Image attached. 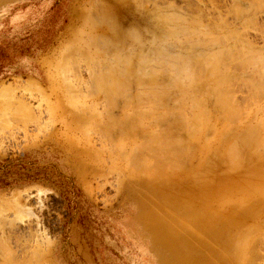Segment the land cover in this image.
Segmentation results:
<instances>
[{"label":"rangeland","instance_id":"rangeland-1","mask_svg":"<svg viewBox=\"0 0 264 264\" xmlns=\"http://www.w3.org/2000/svg\"><path fill=\"white\" fill-rule=\"evenodd\" d=\"M156 10L182 17L174 26L177 30H184L176 31L174 36L177 37L165 36L156 43L160 45L158 47H163L164 50L160 49L166 52L165 58L168 59L167 53H170L172 61L165 59V62L161 60L162 63H159L162 51L157 54L158 57L154 54L151 38L146 34L149 31L157 35L159 31L163 32L162 27L151 17ZM187 25L194 33L191 28L190 31L185 30ZM263 28L264 0H0V264H264ZM138 32L143 38L140 39L143 42L139 41L142 42L140 46L129 38L125 47L121 46L125 49H120L118 55L125 54L127 57L132 51L130 59L142 66L141 70L139 68L140 73L142 69L144 75H150L151 70L153 73H164L169 67H181L183 65L179 64H183V60L180 59L184 55L196 53L201 58H197L196 63L193 61L194 66L191 67L194 69L192 74L198 75L192 77L191 74L190 77L194 81L195 78H207L206 64L217 61L219 72H215L220 78L217 84H223L225 89L223 92L221 85H217L222 92L220 96H224V99L219 97L220 101L230 99H227L229 103L225 101L229 105L223 103L221 106L214 93L207 92L213 96L202 95L204 91H210V88L205 89L206 79H196V83L193 82L196 85H189L191 81L187 82L185 76L181 77L183 80L180 82L188 84L182 83L188 88L182 87L187 92L181 90L180 82L177 88L169 90L167 87V92L163 77L156 83L158 87L155 83L151 85L146 76L140 83L137 81L140 77L136 78L130 84L131 89L127 87L130 92L123 85L129 99L132 95L133 99H138V92L148 96V92L157 91L160 95L165 88V94L169 93L173 100L177 101L182 96L180 100L184 104L178 101L179 105H185L183 110H189L184 113L190 123L188 129H192L189 132L193 136L191 156L185 163L186 167L178 170L180 172H168V179L161 181V187L167 188V192L165 189L163 191L168 200L177 199L181 192L186 191L187 201L183 207L189 213L184 218V230L179 227L183 222H177L179 217H174V214H171L173 217L167 214L162 222L164 226L143 218L147 206L155 208L158 205L155 187L151 184L153 175L133 174L125 162L110 159L107 151L112 146H109L106 134L103 138L100 132L105 123L103 112L106 105V102L102 104L104 101L101 99L110 98L111 88L114 90L108 79L106 82L112 87L108 85L106 88L109 91H104L107 83L104 81L106 84L102 86L101 73L107 74L106 64L117 55L114 49V53L110 48L105 49L108 44L105 42L110 41V35L117 39V36L125 38ZM187 49H192L191 53ZM137 50L140 53L144 51L145 54L141 55L147 54L146 58L151 63L145 60L144 63L140 61L141 64L135 62L139 56L136 55L139 53ZM154 55L160 58L159 61L155 57L153 59ZM221 58L226 59L223 61ZM175 59L180 63H176ZM142 64L147 65L145 69ZM221 78L228 81L222 83ZM159 86L163 88L159 89ZM194 86L195 91L191 89ZM119 88L122 91V85H119L117 92ZM122 92L117 96L123 97L125 93L121 95ZM199 94L202 95L200 99ZM112 96L115 98L114 94ZM195 97V100L201 101L200 108H196L199 103L192 101ZM94 99L100 100L99 105L90 103ZM88 106L90 109L94 107L90 110L86 108ZM133 107L139 109L135 104ZM169 107L176 108L173 104ZM229 109L232 114L227 112ZM75 111H79V115ZM199 111L202 114H197ZM90 112L92 114L89 115ZM69 115L73 119L68 118ZM198 116H201V120L194 118ZM193 118L199 119L196 120L199 123L205 121V124L192 123ZM212 126L211 133L203 131V128ZM234 139L238 140L235 142ZM86 146L100 153L97 158L101 161V169L96 176L83 173L77 166L76 153L71 151L75 147ZM234 147L239 150V155L233 157L231 154L237 152ZM229 149H233V152L225 154L230 152ZM130 151L131 147L127 149V152ZM236 162L239 164L234 165ZM176 213L181 216L180 211ZM163 231L169 235L190 236L192 243L187 250L188 255L185 256L183 250L179 253L172 251L177 246L174 242L165 244L158 241L156 237Z\"/></svg>","mask_w":264,"mask_h":264},{"label":"bare ground","instance_id":"bare-ground-1","mask_svg":"<svg viewBox=\"0 0 264 264\" xmlns=\"http://www.w3.org/2000/svg\"><path fill=\"white\" fill-rule=\"evenodd\" d=\"M255 1V0H254ZM259 1V0H258ZM141 2V1H140ZM157 2V1H156ZM136 3V2H135ZM139 3V2H138ZM189 3V2H188ZM258 4V3H257ZM138 5V4H137ZM141 5V4H140ZM138 7V6H137ZM136 7V8H137ZM141 7H142V5H141ZM236 7V6H235ZM171 8V7H170ZM174 8V7H173ZM242 8V7H241ZM263 8V7H262ZM138 9H139V7H138ZM196 9V8H195ZM244 9V8H243ZM166 10V9H165ZM212 10V9H211ZM251 10V9H250ZM256 10H257V8H256ZM138 11V10H137ZM164 10H156V12H152L154 15L153 16H151L152 18H154L155 19V22H157L162 28V31L163 32H161L160 33V31H159V34L157 35L156 33L154 34V33H152V34H150V31H149V33L147 32L146 34L148 35V37H150L151 38V40H150V42H151V49L154 51V54H159L161 51H162V53H163V56H162V53H160L159 54V56H161V59L160 58H156V55H154L153 56V59H154V57L157 59V61H159V59H160V61H159V63L161 62V60H163V62H165V59H167V58H165V57H167L166 56V52H163V47L161 46V47H158V46H160V45H157L156 43H157V40H159V42H161L163 39H164V37L165 36H168V37H170L171 38V35H173V37H177L178 35H175L174 36V34H175V32L176 31H178L179 30V28H178V30L175 28V26H174V24L175 23H177L179 20H181L182 19V17L180 16V15H178V14H166L165 12L166 11H164ZM199 11V10H198ZM213 11V10H212ZM236 11V10H235ZM240 12V11H239ZM148 13V12H147ZM148 14H150V13H148ZM240 14V13H239ZM243 14V13H242ZM144 15V14H143ZM146 16V15H145ZM155 16V17H154ZM201 16V15H200ZM150 18V17H149ZM191 19V18H190ZM192 20V19H191ZM221 20V19H220ZM185 21V20H184ZM195 21V20H194ZM194 21H192V23H194ZM88 22V21H87ZM182 22V21H181ZM226 22V21H225ZM99 23V22H98ZM101 23V22H100ZM110 23V22H109ZM156 23V24H157ZM183 23V22H182ZM184 23H186V21L184 22ZM188 23V22H187ZM197 22H195L194 24H196ZM247 23V22H246ZM258 23V22H257ZM157 24V25H158ZM190 24V23H189ZM89 25V24H88ZM177 25V24H176ZM181 25V24H180ZM186 25V24H185ZM198 25V24H197ZM262 25V24H261ZM93 26V25H92ZM91 26V28L92 29H94L93 27ZM96 26V25H95ZM98 26V25H97ZM228 26V25H227ZM100 27H101V25H100ZM110 27V26H109ZM154 27V26H153ZM193 27V26H192ZM203 27V26H202ZM87 28V27H86ZM191 28V27H190ZM189 27H188V25H187V28H185V30L186 29H190ZM197 28V27H196ZM252 28V27H251ZM97 29V28H96ZM158 29H160V27L158 28ZM198 29V28H197ZM205 29V28H204ZM213 29V28H212ZM264 29V28H263ZM182 30H184V29H182ZM181 29L179 30V31H182ZM190 30H192V28L190 29ZM189 30V31H190ZM114 31V30H113ZM136 31V30H135ZM153 31V30H152ZM193 31V30H192ZM92 32V31H91ZM111 32V31H110ZM110 32H108V34L110 33ZM121 32V31H120ZM133 32V31H132ZM185 32V31H184ZM183 32V33H184ZM234 32V31H233ZM233 32H232V35H233ZM122 33V32H121ZM125 33V32H124ZM177 33V32H176ZM186 33H188V31L186 32ZM191 33V36L193 37V33H194V31H193V33L192 32H190ZM195 33H199L198 31H196ZM206 33V32H205ZM228 33H229V31H228ZM111 34H112V36L113 35H115V33L113 34L112 32H111ZM133 34V33H132ZM189 34V33H188ZM234 34H235V32H234ZM89 35H90V33H89ZM126 35V34H125ZM186 35V34H185ZM195 35V34H194ZM196 35H198V34H196ZM201 35V34H200ZM206 35V34H205ZM231 35V34H230ZM97 36V35H96ZM186 36H189V38H191L190 37V35H186ZM199 36V35H198ZM202 36V35H201ZM214 36V35H213ZM244 36V35H243ZM107 37V36H106ZM108 37H109V35H108ZM113 37H116V36H113ZM119 36H117V39L116 38H112L111 37V35H110V37L108 38L110 41L109 42H107L106 40H105V38H104V40L106 41L105 43H108V44H106V46H107V48H105V46H104V48L105 49H108V48H110V49H112V51H113V49L115 50V52H116V56L115 55H113V56H115L114 58H112V60H110V61H108V63L106 64V70H105V72L107 73L106 75H105V73L103 74V73H101L102 75H104V76H102L101 74V79H100V82L103 84L102 86H104L107 82V80H108V82H111V85L113 86V89L115 90V87H119V85H120V87H121V85H122V91L124 92H126L127 93V90H128V88L127 87H129L130 88V84L134 81L135 82V80H136V78L138 79L139 77V80H137L139 83L141 82V81H143L145 78H143V77H145L146 76V79L148 78V80H149V83L151 82V85H153V83H155L154 85H157L156 83H158V80L159 79H161V77H163V79L162 80H165V82H164V85H165V88H166V91L167 92H169V90H170V88L172 89V88H177V86H179V82H180V80L182 79L181 77H183V76H185L186 77V81L187 82H190L191 81V83H189V85L190 84H192L193 82L194 83H196L195 81H196V79H201V78H195V81H194V78H192V77H195V75L196 74H192V72H194V69L192 68L194 65L192 64V62L194 61L195 63L198 61V60H200V58H199V56H197V54L195 53V54H191V55H189V56H183L182 57V59H180V61L181 60H183V61H181V62H183V64L181 63V64H179L180 66L181 65H183V66H181V67H179L178 65L176 66V67H174V68H172L171 67V69H170V67L168 68V69H166L165 67V69H166V71L164 72V73H156V71H154V73H153V71L151 70V68H150V70L151 71H149V73H150V75H144L145 73H143L144 72V70L142 69V73H140L141 71H139V68H140V66L141 65H139L136 61H138L139 63H140V61L142 62L143 61V63L146 61H148L149 59L148 58H146L147 56V54L144 56V55H141V54H145V53H143V52H139L138 50V52L140 53H137L136 55L139 57V59H138V57H137V60H135V62L136 63H133L132 62V59H130V57L133 55H131V52L129 53L130 55L128 56V54H127V49L125 50L126 51V54H127V57L125 56V54L122 56V55H118V53H119V51H120V49H122V48H124L125 46H124V44H125V42L129 39V38H131L132 40V42L134 43L135 41L136 42H138L139 43V41H142V40H140V39H143V38H141L142 36H140L139 35V32L138 33H136V34H133V35H126V37L125 38H118ZM144 37V36H143ZM96 38V37H95ZM167 38V37H166ZM203 39V38H202ZM207 39V38H206ZM223 39V38H222ZM94 40V39H93ZM147 40V39H146ZM161 40V41H160ZM177 40H178V38H177ZM176 40V41H177ZM189 40V39H188ZM190 40H193V39H190ZM194 40H196L197 41V39L195 38ZM200 40V42H201V39H199ZM221 40V39H220ZM129 41H130V39H129ZM165 41V40H164ZM184 41V40H183ZM186 41H187V38H186ZM203 41H204V39H203ZM207 41V40H206ZM211 41H213V40H211ZM210 41V42H211ZM223 41V40H222ZM221 41V42H222ZM225 41H227V40H225ZM100 42V41H99ZM143 42V41H142ZM142 42H140V43H142ZM169 42V41H168ZM173 42V41H172ZM175 42V41H174ZM188 42V41H187ZM200 42H196L197 44H202V43H200ZM215 42V41H214ZM220 42V43H221ZM103 43V42H102ZM128 43V42H127ZM131 43V42H130ZM140 43H139V45L138 46H140ZM183 43V42H182ZM194 43V42H193ZM204 43V42H203ZM207 43V45L209 44L210 45V43H208V42H206ZM212 43V42H211ZM98 44V43H97ZM136 45H137V43H135ZM135 44H134V46H135ZM160 44H163V43H160ZM166 44H167V40H166ZM189 44H191L190 42H189ZM213 44V43H212ZM211 44V45H212ZM72 45V44H71ZM124 46V47H122L121 48V46ZM164 45V44H163ZM172 45V44H171ZM182 45V44H181ZM192 45V44H191ZM190 45V46H191ZM205 46H206V44H204ZM216 45V44H215ZM218 45V44H217ZM220 45V44H219ZM94 46H96V44L94 45ZM120 46V47H119ZM129 46H130V44H129ZM129 46H127V47H129ZM141 46H142V44H141ZM174 46V45H173ZM175 46H177V45H175ZM183 46V45H182ZM189 46V45H188ZM189 46V47H190ZM198 46V45H197ZM200 46V45H199ZM252 46V45H251ZM117 47H119V48H117ZM126 47V48H127ZM131 47H132V44H131ZM136 47V49H137V46H135ZM172 47V46H171ZM192 47V46H191ZM190 47V48H191ZM194 47H196L195 46V43H194ZM201 47V46H200ZM203 47V46H202ZM214 47V46H213ZM75 48V47H74ZM133 48V47H132ZM131 48V49H132ZM140 48V47H139ZM160 48H162V49H160ZM177 48V47H176ZM212 48V47H211ZM229 48V47H228ZM235 48V47H234ZM76 49V48H75ZM116 49L118 50V52L116 51ZM125 49V48H124ZM130 49V48H129ZM129 49H128V51H129ZM143 49V48H142ZM142 49H140L141 51H142ZM166 49V51H168L167 50V48H165ZM197 49H198V47H197ZM232 49V48H231ZM239 49V48H238ZM82 50V49H81ZM80 50V51H81ZM99 50V49H98ZM188 50V49H187ZM198 50H201V49H198ZM203 50H204V48H203ZM228 50V49H227ZM241 50V49H240ZM239 50V51H240ZM69 51V50H68ZM109 51V50H108ZM122 51V50H121ZM134 51V50H133ZM188 51H190V53H191V51H192V49H189ZM209 51V50H208ZM236 50L234 49V52H235ZM244 51V50H243ZM75 52V51H74ZM148 52V51H147ZM149 52H151V51H149ZM223 52H225V51H223ZM229 52H231V51H229ZM113 53H114V51H113ZM125 53V52H124ZM136 53V52H135ZM216 53V52H215ZM214 53V54H215ZM120 54H121V52H120ZM122 54H123V51H122ZM167 54H169V61L171 60H173V59H170V53H167ZM172 54V53H171ZM181 54V53H180ZM189 54V53H188ZM201 54V53H200ZM237 54H238V52H237ZM236 54V55H237ZM246 54H248V53H246ZM98 55V54H97ZM107 55V54H106ZM135 55V54H134ZM149 55V54H148ZM164 55H165V57H164ZM187 55V54H186ZM206 55V54H205ZM209 55V54H208ZM220 55H221V53H220ZM233 55V54H232ZM235 55V56H236ZM262 55V54H261ZM90 56V55H89ZM94 56V55H93ZM104 56V55H103ZM151 56V55H150ZM177 56V55H176ZM179 57H181L180 55H178ZM203 56V55H202ZM211 56H214V55H211ZM216 56L218 57L219 56V51H218V54H216ZM226 56V55H225ZM240 56H242L241 54H240ZM88 57V56H87ZM96 57H98V56H96ZM144 57V58H143ZM149 57V56H148ZM157 57H158V55H157ZM164 57V58H163ZM171 57H173V56H171ZM222 57H224V56H222ZM228 57H230V56H228ZM69 58V57H68ZM107 58V57H106ZM109 58V57H108ZM175 58V57H174ZM197 58H198V60H197ZM214 58V57H213ZM226 58H227V56H226ZM226 58H223V59H226ZM231 58H232V56H231ZM243 58V57H242ZM241 58V59H242ZM93 59V58H92ZM147 59V60H146ZM153 59L152 58H150V60H152L153 61ZM167 59V60H168ZM178 59V58H177ZM195 59V60H194ZM222 59V58H221ZM222 59V60H223ZM145 60V61H144ZM197 60V61H196ZM215 60V59H214ZM231 60V59H230ZM233 60V59H232ZM236 60V59H235ZM259 60V59H258ZM262 60H264V58L262 59ZM261 60V61H262ZM107 61V60H106ZM105 61V62H106ZM169 61H167V63L169 62ZM175 62H176V59L174 60ZM173 61V62H174ZM180 61H178L179 63H180ZM205 61V60H204ZM211 61V60H210ZM223 61H225V60H223ZM243 61V60H242ZM252 61V60H251ZM260 61V60H259ZM259 61H257V62H259ZM91 62V61H90ZM89 62V63H90ZM100 62V61H99ZM149 62V61H148ZM154 62V61H153ZM173 62H169V63H173ZM178 62H176V63H178ZM206 62V61H205ZM213 61H211V64H210V62H208L206 65H208L207 66V71H208V76H207V78H202L201 80H203L204 81V79H206L205 80V82H206V85H207V87L205 88V89H207V88H210V91L209 90H207L206 91V93H205V91H204V94H202V95H208V94H215V95H217L218 96V101L220 102V103H222V105L221 104H219V106L221 105V106H223V103H224V105H225V103L226 102H228L229 103V101L228 100H230V99H225V100H223L224 99V96L222 97V96H220V94L222 93L220 90L222 89L223 90V92H224V90L225 89H223V84H217L220 80H218V79H220V78H218V76H217V74H216V72H219L218 70H217V67L218 66H216V62H213V63H215V64H213L212 63ZM244 62H246V61H244ZM243 62V63H244ZM149 63H151V62H149ZM158 63V62H157ZM156 63V64H157ZM162 63V62H161ZM194 63V64H195ZM199 63V62H198ZM220 63H221V61H220ZM228 63V62H227ZM232 63H234V62H232ZM231 63V64H232ZM242 63V62H241ZM249 63V62H248ZM141 64V63H140ZM147 64V63H146ZM153 64V63H152ZM231 64H228V65H231ZM245 64V63H244ZM243 64V65H244ZM247 64V63H246ZM253 64V63H252ZM264 64V63H263ZM143 65V64H142ZM160 65V64H159ZM166 65V64H165ZM170 65V64H169ZM173 65H175V63L173 64ZM202 65H203V63H202ZM205 65V64H204ZM217 65H219V64H217ZM235 66H236V64H234ZM250 65V64H249ZM93 66V65H92ZM144 66H147V65H143V67ZM150 66V65H149ZM164 66V65H163ZM192 66V67H191ZM248 66V65H247ZM251 66V65H250ZM95 67V66H94ZM142 67V66H141ZM156 67H157V65H156ZM160 67V66H159ZM223 67V66H222ZM257 67V66H256ZM264 67V66H263ZM195 68V67H194ZM199 68H201V67H199ZM233 68V67H232ZM246 68V67H245ZM93 69V68H92ZM98 69V68H97ZM144 69H145V67H144ZM220 69V68H219ZM234 69V68H233ZM99 70V69H98ZM108 70V71H107ZM136 70H137V72H136ZM140 70H141V68H140ZM149 70V69H148ZM147 70V71H148ZM156 70V69H155ZM163 70V69H162ZM168 70V71H167ZM200 70V69H199ZM198 70V71H199ZM201 70H202V68H201ZM201 70L199 71V73L201 72ZM205 70V69H204ZM215 70H217L216 72H215ZM221 70V69H220ZM232 69L230 68V71H231ZM251 70V69H250ZM258 70V69H257ZM103 71V70H102ZM139 71V72H138ZM160 71V70H159ZM184 71H185V73H184ZM195 71H196V68H195ZM197 71V72H198ZM206 70H205V72H207ZM222 71H223V69H222ZM235 71H237V70H235ZM259 71V70H258ZM96 72V71H95ZM109 72V73H108ZM135 72L138 74V75H136L135 74ZM184 73V75H181V74H183ZM204 72V73H205ZM146 74H147V72H146ZM191 74H192V77H190L191 76ZM202 74H203V70H202ZM219 74H221V73H219ZM218 74V75H219ZM231 74H233V73H231ZM258 74L260 75V72H258ZM198 75V74H197ZM196 75V76H197ZM205 75V74H204ZM61 76V75H60ZM200 76H202V75H200ZM221 76V75H220ZM224 76V75H223ZM251 76V75H250ZM257 76V75H256ZM62 77V76H61ZM96 77H97V75H96ZM99 77V76H98ZM97 77V78H98ZM142 77V78H141ZM204 77V76H203ZM236 77V76H235ZM260 77V76H259ZM90 78V77H89ZM97 78H95V79H97ZM106 80H105V79ZM224 78V77H223ZM226 78V77H225ZM252 78V77H251ZM99 79V78H98ZM98 79L96 80V82L98 81ZM141 79H143V80H141ZM234 79V78H233ZM253 79H254V77H253ZM65 80V79H64ZM103 82H102V81ZM183 80V79H182ZM189 80V81H188ZM221 82L222 83H224L223 81H225L224 79H222L221 78ZM227 81H228V79H226ZM255 81H256V79H254ZM93 81V80H92ZM106 83H105V82ZM145 81H147V80H145ZM218 81V82H217ZM227 81H225V82H227ZM258 81V80H257ZM137 82V83H138ZM184 82V81H183ZM183 82H180L181 84V86H180V88H181V90L182 91H185L182 87H184L183 85H182V83ZM201 83H202V81H200ZM252 82H253V80H252ZM95 83V82H94ZM93 83V84H94ZM101 83H100V85H101ZM138 83V84H139ZM192 84V85H196V84ZM198 83V82H197ZM201 83H199V84H201ZM236 83V82H235ZM249 83V82H248ZM66 84V83H65ZM99 84V83H98ZM114 84H115V87H114ZM119 84V85H118ZM126 84H129L128 86H126ZM142 84H143V82H142ZM176 84H178V85H176ZM184 85H186V86H188V84H186V83H183ZM203 84H204V82H203ZM260 84V83H259ZM10 85V84H9ZM74 85V84H73ZM108 85H110V83H107L106 84V86H104L105 88L108 86ZM109 86V87H112V86ZM118 85V86H117ZM123 85H124V89H125V87H126V89L127 90H124L123 89ZM159 85H161L160 83H159ZM167 85V86H166ZM220 86V88L218 87V86ZM250 85V84H249ZM15 86V85H14ZM143 86H145V84L143 85ZM258 86V85H257ZM63 87V86H62ZM153 87V86H152ZM151 87V88H152ZM156 87V86H155ZM157 87H158V85H157ZM156 87V88H157ZM167 87L169 88V90L167 89ZM191 87V86H190ZM225 87V86H224ZM234 87V86H233ZM262 87V86H261ZM95 88V87H94ZM108 88V87H107ZM107 88L106 89H104V91L106 90V91H109V90H107ZM117 88H116V90H117ZM160 88H163V87H161V86H159V89ZM165 88H164V93L162 92H159V94L161 93V94H165ZM180 88H179V91H180ZM185 88V87H184ZM195 88V86L193 87V88H191V89H194ZM260 88V87H259ZM131 89V88H130ZM135 89V88H134ZM185 89H188V88H185ZM220 89V90H219ZM230 89V88H229ZM254 89V88H253ZM52 90V89H51ZM114 90L112 91V88H111V92H112V95L114 94V96H115V98L111 95V97L110 98H106L105 100H104V98H102L101 100H103L104 101V103H102V104H104L105 105V102H106V105L104 106V116H103V118H104V120H105V123L104 124H102V125H104V127L102 128V130L100 131L101 133H103V135L104 134H106V136L109 138V146H112V148H111V150H108L107 151V153H108V157L111 159H113V158H115V159H117V160H120L121 162L123 161V162H125L126 164H127V166H128V168L130 169V172H132L133 174H140V173H145V176L147 175L146 173H150V174H152L153 176H152V182L153 183H151L152 184V186L153 187H155V196H156V198H157V204L158 205H156L155 206V208H151V207H154V206H147L146 208H147V210L144 212V214H143V218H149L148 220H150V221H152V222H155V223H157V222H159L160 224H162V222L164 221V219L166 218V216H167V214H169V215H173L174 214V217H179V219H178V221L177 222H179V223H182L181 224V226L179 225V223H177L178 225H179V227H181V230H184V218L187 216V214L189 213V212H186L185 211V207H183V203H185V200L187 201V198H186V191H183V192H181L180 193V196H179V198H177V199H170V200H168V198L165 196L166 195V193L163 191V189H167V188H162L161 187V184H162V180L163 179H168L167 178V174H168V172H170V171H173V170H180V169H182V168H184V166L186 167V165H185V163H186V161L188 160V158H189V156H191V149H190V145H191V142H192V138H193V136H191L190 135V133L192 132V129H191V127H189V129L191 130H189L188 129V126H189V124H188V119H186V115H185V113H184V111H185V109L183 110V107L185 106H181V104L183 105L184 103H183V101L182 100H180L181 98L183 99V97L181 96H179L180 98L176 101V99H172L170 96V94L168 95V94H165V95H162L161 96V94L160 95H158L157 94V91H156V93L155 92H153V89H151V92H153V93H150V92H148V90H146L150 95H148L146 92V94L148 95V96H146L144 93H142L141 94V92H138L139 93V95L141 96V98H140V96L139 95H137L136 94V96H138V99L137 98H134V99H136L135 100V102L133 103L132 101L134 100L133 99V95L131 96V99H129V98H127L128 96H129V94H128V96H127V94H126V97H124V95H123V97H120V96H117V95H119V92H122L121 90H120V88H119V92H117L116 90V92H114ZM136 90V89H135ZM178 90V89H177ZM231 90V89H230ZM256 90V89H255ZM261 90V89H260ZM264 90V89H263ZM96 91V90H95ZM95 91H93L94 93H95ZM131 90H128V92H130ZM158 91H160V90H158ZM182 91H180V92H182ZM194 91H195V89H194ZM198 91V90H197ZM54 92V91H53ZM96 92H98V91H96ZM123 92L121 93V95L123 94ZM185 92H187V91H185ZM207 92H211V93H207ZM260 92V91H259ZM118 93V94H117ZM192 93H194V92H192ZM198 93V92H197ZM196 93V94H197ZM64 94V93H63ZM99 94V93H98ZM111 94V93H110ZM116 94V95H115ZM152 94V95H151ZM181 94V93H180ZM187 94V93H186ZM211 94V95H212ZM231 94H233V93H231ZM254 94V93H253ZM108 97H109V95L108 94H106ZM188 95V94H187ZM193 95V94H192ZM192 95H191V97H192ZM195 95V94H194ZM200 96L198 97L199 99L201 98V94H199ZM260 95V94H259ZM263 95V94H262ZM144 96V98H142ZM149 96H150V98H149ZM173 96H175L174 95V93H173ZM190 96V95H189ZM213 96V95H212ZM230 96V95H229ZM261 96V95H260ZM103 97V96H102ZM134 97H135V95H134ZM145 97H148V99L147 98H145ZM177 97V96H176ZM223 98V99H221L222 101H224V102H221L220 101V98ZM225 97H226V95H225ZM254 97V96H253ZM256 97V96H255ZM188 98V97H187ZM190 98V97H189ZM197 97H195L194 98V100L192 99V101H196L197 103H199V102H201V101H198L199 99H197V100H195ZM209 98V97H208ZM58 99H61V98H58ZM99 99V98H98ZM97 98H96V100H98ZM133 99V100H132ZM191 99V98H190ZM260 99V98H259ZM73 103L75 102V101H73L74 99H70ZM76 100V99H75ZM83 100V99H82ZM95 99L94 100H92V102H90L91 104L92 103H94V104H96L97 105V103H98V105H99V102H100V100H99V102L98 101H96ZM202 100V99H201ZM227 100V101H226ZM232 100H234V99H232ZM65 101V100H64ZM178 101H181V104L179 105V102ZM187 101V100H186ZM185 101V102H186ZM226 101V102H225ZM57 103H58V101H56ZM71 102V103H72ZM178 102V103H177ZM190 102V101H189ZM195 102V103H196ZM219 102H217V104L219 103ZM260 102V101H259ZM56 103V105H60V104H57ZM65 103V102H64ZM64 103H63V105H64ZM67 103V102H66ZM84 103V102H83ZM86 104L87 103H89V101L88 102H85ZM84 103V104H85ZM191 104H192V102H190ZM196 103V104H197ZM228 103H226V106L227 105H229ZM70 104V103H69ZM76 104H82V103H77L76 102ZM75 104V105H76ZM91 104H89V105H91ZM94 104H92V105H94ZM101 104V103H100ZM134 104H135V107L137 106V105H139L140 107H136L138 110H136L133 106H134ZM175 105L176 106V108L175 109H173L174 108V106H173V108H171V107H169L170 105ZM177 104H178V106H177ZM186 104H187V102H186ZM189 104V103H188ZM196 104H194V106L196 105ZM203 104V103H202ZM233 104V103H232ZM238 104H239V102H238ZM62 105V104H61ZM68 105V104H67ZM71 106H72V104H70ZM70 105H68L69 107H70ZM91 105V106H92ZM198 105V104H197ZM201 104L199 103V105L196 107V108H200L201 106H200ZM77 106V105H76ZM86 106V105H85ZM143 106V107H142ZM145 106H147V107H145ZM148 106H150V107H148ZM189 106V105H188ZM220 106V107H221ZM232 106V105H231ZM241 106V105H240ZM78 107H80L79 105H78ZM94 107V106H93ZM93 107H91V109L93 108ZM133 107V108H132ZM142 107V108H141ZM182 107V108H181ZM187 107V106H186ZM193 107V106H192ZM213 107V106H212ZM247 107H249V106H247ZM246 107V108H247ZM73 108V107H72ZM71 108V109H72ZM75 108V107H74ZM73 108V109H74ZM85 108V107H84ZM86 108H89V106L88 107H86ZM96 108H97V106H96ZM146 108V109H145ZM149 108V109H148ZM185 108V107H184ZM202 108H203V106H202ZM227 108V107H226ZM236 108H237V104H236ZM239 108V107H238ZM64 109H66V108H64ZM72 109V110H73ZM90 109V108H89ZM90 109V110H91ZM186 109H188V107L186 108ZM194 109V108H193ZM221 109V111H222V108H220ZM240 109H241V107H240ZM243 109V108H242ZM29 110V112H30V109H28ZM51 110V109H50ZM75 110V109H74ZM73 110V111H74ZM78 109H76V111H77ZM86 109H84V111H85ZM204 110V109H203ZM67 112H68V109L66 110ZM73 111H72V113H73ZM75 111V113H78V115H79V111H80V109H79V111L78 112H76ZM89 111V110H88ZM96 111V110H95ZM186 111H189V110H186ZM185 111V112H186ZM208 111V110H207ZM230 111V112H229ZM243 111V110H242ZM259 111V110H258ZM261 111V110H260ZM32 112V111H31ZM52 112V111H51ZM69 112H70V109H69ZM92 112V111H91ZM89 113V115L90 114H92V113ZM205 112V111H204ZM203 112V113H204ZM224 112V111H223ZM227 112H229V114H232L233 112L229 109ZM226 111L224 112V113H227ZM64 113V112H63ZM66 113V112H65ZM83 113V112H82ZM239 113H241V112H239ZM67 114V113H66ZM85 114V113H84ZM99 114V113H98ZM192 114V113H191ZM194 114V113H193ZM197 114H202V111H201V113H200V111L197 113ZM205 114H207V113H205ZM228 114V115H229ZM4 115V114H3ZM72 115V114H71ZM100 116L102 115V114H99ZM99 115H98V119H99ZM241 115V114H240ZM253 115V114H252ZM34 116V115H33ZM66 116V115H65ZM83 116V115H82ZM190 116V115H189ZM193 116V115H192ZM202 116V115H201ZM200 116V117H201ZM232 116V115H231ZM233 116H234V114H233ZM76 117V116H75ZM199 116L198 117H194V118H199L200 120H201V118H200ZM228 118H229V116H227ZM68 118H70V115H69V117ZM67 118V119H68ZM77 118V117H76ZM86 118V117H85ZM188 118V117H187ZM193 118V119H194ZM203 118V117H202ZM210 118V117H209ZM70 119H73L72 117L70 118ZM100 119H101V117H100ZM199 119H196V120H199ZM208 119V118H207ZM84 120V119H83ZM90 120V119H89ZM103 120V121H104ZM195 120V119H194ZM193 120V121H194ZM192 121V123H195V124H201V123H203V124H205L204 122H201V123H199V122H197V121ZM210 120V119H209ZM73 121V120H72ZM74 121H75V118H74ZM81 123V122H80ZM264 123V122H263ZM71 124V123H70ZM208 124H209V122H208ZM214 124V123H213ZM212 124V125H213ZM260 124V123H259ZM101 125V126H102ZM202 125V124H201ZM98 126V125H97ZM197 126V125H196ZM215 126V125H214ZM202 127V126H201ZM206 127V126H205ZM216 127V126H215ZM193 128V127H192ZM199 128V127H198ZM214 127L212 126V128H210V127H207L206 129H204L203 128V131H205V133H206V130H207V133H211V131H212V129H213ZM101 129V128H100ZM194 129V128H193ZM217 129V128H216ZM256 129V128H255ZM75 130V129H74ZM87 130V129H86ZM92 130V129H91ZM189 130V131H188ZM197 130V129H196ZM202 130V129H201ZM84 131V130H83ZM84 132H86V131H84ZM90 132V131H89ZM97 132V131H96ZM99 132V133H100ZM190 132V133H189ZM216 131L214 130V133H215ZM228 132V131H227ZM231 132V131H230ZM255 132V131H254ZM82 133V132H81ZM100 133V134H101ZM221 133V132H220ZM86 134V133H85ZM98 134V133H97ZM193 134V133H192ZM249 134V133H248ZM66 135H68V134H66ZM79 135V134H78ZM82 135V134H81ZM87 135V134H86ZM90 135V134H89ZM102 135V136H103ZM193 135H195V133L193 134ZM214 135V134H213ZM256 135V134H255ZM205 136V135H204ZM215 136V135H214ZM251 136V135H250ZM101 137V136H100ZM99 137V138H100ZM106 137V138H107ZM213 137V136H212ZM246 137V139H248L247 138V136H245ZM103 138H105V135L103 136ZM203 139H205V138H203ZM213 139H215V138H213ZM239 139V138H238ZM237 139V140H238ZM245 138H244V140L245 141H247ZM80 140V139H79ZM216 140V139H215ZM237 140H235L234 139V141L236 142ZM250 140V139H249ZM255 140V139H254ZM205 141V140H204ZM206 141H208V139L206 140ZM217 142V141H216ZM250 142H252V141H250ZM204 144V143H203ZM234 144H236V143H234ZM244 144V143H243ZM254 144V143H253ZM239 145V144H238ZM81 146V145H80ZM90 146V145H89ZM108 146V147H109ZM235 147H237V144L236 145H234ZM130 147H131V151L130 152H127V149L129 148L130 149ZM226 147H228V148H230L229 146H227V144H226ZM225 147V148H226ZM234 147V151H237L236 152V154H235V152H234V154L232 153L233 151V149L231 150V149H229V153L228 152H225V154H227V155H230L231 153V155L234 157V155L235 156H238L239 155V153H238V149L236 150V148ZM240 147V146H239ZM245 147V146H244ZM207 148V147H206ZM208 148H209V146H208ZM224 148V149H225ZM238 148V147H237ZM223 149V150H224ZM240 149H241V147H240ZM253 149V148H252ZM95 150V149H94ZM194 150V149H193ZM73 153H76V158H77V166L80 168V170L83 172V173H85V174H88V175H91V176H96L98 173H99V171H100V169H101V161H100V159L99 158H97V156L98 155H100V153L98 152V151H93V150H90V148L89 147H83V148H73L72 150H71ZM111 151V152H110ZM227 151V150H226ZM221 153V152H220ZM238 153V154H237ZM104 154V153H103ZM255 154V153H254ZM223 155V154H222ZM226 155V156H227ZM221 156V155H220ZM224 157V156H223ZM231 158V157H230ZM230 158H228L229 160H230ZM245 158V157H244ZM242 159V158H241ZM240 159V160H241ZM228 160V161H229ZM115 161V160H114ZM231 161V160H230ZM234 161V160H233ZM232 161V162H233ZM223 162V161H222ZM227 162V161H226ZM235 162V161H234ZM240 162V161H239ZM244 163V162H243ZM236 164H239V163H234V165H236ZM233 165V164H232ZM233 165V166H234ZM176 171V172H177ZM174 172V171H173ZM178 172H180V171H178ZM102 173H103V171H102ZM131 173V174H132ZM100 174V173H99ZM144 175V174H143ZM147 176H149V175H147ZM149 177H151V176H149ZM184 177V176H183ZM140 178H142V177H140ZM143 180V179H142ZM182 180H184V178H182ZM142 182V181H141ZM140 182V183H141ZM147 189V188H146ZM166 192H167V190H166ZM151 194V193H150ZM17 202V201H16ZM3 204V203H2ZM17 204V203H16ZM177 207H179V208H177ZM177 211H180V214H181V216H179V215H177ZM171 215V216H172ZM173 217V216H172ZM186 219V218H185ZM173 220V219H172ZM175 221V220H174ZM174 221H172V223L174 222ZM171 223V224H172ZM163 225V224H162ZM164 226V225H163ZM172 231V230H171ZM173 233H175V232H173ZM175 234H178V233H175ZM187 234V233H186ZM172 235V236H171ZM180 235H182L183 237H180ZM156 239L158 240V241H161V243H165V244H169V243H176L177 244V246H176V248H172V249H170V250H172V251H174V252H176V253H179V251H182L183 250V252H184V254H185V256H187L188 255V252H187V250H188V248L189 247H191V243H192V240H190L191 239V237L190 236H187V235H183V234H179V235H173V234H166V231H163V234H161L159 237H156ZM256 240V239H255ZM259 240V239H258ZM226 241V240H225ZM225 241H223V242H225ZM229 241V240H228ZM257 241V240H256ZM199 242V241H198ZM197 242V243H198ZM253 242H255V241H253ZM1 245H3V244H1ZM223 245H224V243H223ZM262 247V246H261ZM5 248V247H4ZM238 248V247H237ZM241 248H242V250H243V247L241 246ZM9 249V248H8ZM175 249V250H174ZM246 250V249H245ZM248 250H251V248L249 249L248 248ZM238 252H241V250H239ZM241 254H242V252H241ZM252 254H253V251H252ZM240 255V254H239ZM238 255V256H239ZM250 255V254H249ZM216 256V255H215ZM13 257V256H12ZM254 257V256H253ZM240 258H241V256L239 257V260H240ZM250 259V258H249ZM248 259V260H249ZM254 259V258H253ZM248 260H247V262H248ZM251 260V259H250ZM255 260V259H254ZM253 264V263H252Z\"/></svg>","mask_w":264,"mask_h":264}]
</instances>
